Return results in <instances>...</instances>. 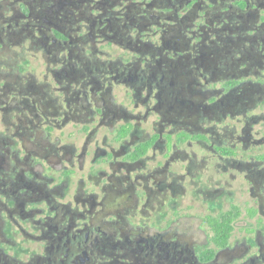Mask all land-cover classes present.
I'll list each match as a JSON object with an SVG mask.
<instances>
[{"label": "flooded vegetation", "instance_id": "af4514ba", "mask_svg": "<svg viewBox=\"0 0 264 264\" xmlns=\"http://www.w3.org/2000/svg\"><path fill=\"white\" fill-rule=\"evenodd\" d=\"M225 1L0 0V264H264V2Z\"/></svg>", "mask_w": 264, "mask_h": 264}, {"label": "rangeland", "instance_id": "374dc122", "mask_svg": "<svg viewBox=\"0 0 264 264\" xmlns=\"http://www.w3.org/2000/svg\"><path fill=\"white\" fill-rule=\"evenodd\" d=\"M232 0H227L225 1V3H228ZM257 2V0H255ZM262 2H264V0H261ZM207 4H210V2H207ZM218 5V4H217ZM253 14L250 15V16H246L244 17L242 20L240 21H237V23L239 24H245L247 26H255V25H259V24H262L263 21V18H264V11H261V18L258 19V16L256 14V12L252 11ZM236 20H234L233 22H235ZM264 27V25H263ZM176 29L175 31L173 30L172 31V34L179 37V39H177L179 42H182V36H184V26H178L177 28H174ZM263 34L259 36V39H263L264 38V30L262 31ZM30 38V37H29ZM256 39H254V37H248V52L250 53L249 55H258L259 54V51H258V48L256 46V42L253 43V41H255ZM28 41H30L28 39ZM185 41H186V37H185ZM5 42L8 44V39L5 40ZM261 43H263L264 41L261 40L260 41ZM111 48V47H110ZM109 48V49H110ZM15 50L20 51L19 47H14ZM115 49L117 52H122V51H119L118 49H116V47L114 46V48H111V50ZM28 54V57H26V60L30 62V64H25V63H22V61L20 60V63L18 64L20 70H21V75H27L29 76V73L37 76L35 77L36 78V82H35V85H37L38 87H42L43 90H48L47 87H43V85L45 83L44 79H43V71L45 69L44 67V59L42 57H40V62L42 64V68H38L37 65L38 63L32 61V58L30 57V53H27ZM253 60H249L250 63H252ZM34 68H37V70L34 72ZM166 70H172L174 69L172 66H168L165 68ZM18 71V70H17ZM56 96H59L58 94H56ZM41 130H40V133L44 134V130L46 129L45 126H41L40 127ZM81 126L79 128L75 127L72 123L68 124L66 127H63V128H49V131L51 132V140L54 141L56 138V136H61V141H62V144H65V143H68V142H76L77 146L80 147L82 145V142H81V138L80 136H75L77 135L79 132H81ZM5 130V125L4 123L2 122L1 120V115H0V133L3 132ZM108 132L107 129L104 128V130L102 131V134ZM75 136V137H74ZM4 142H6L7 144L9 145H13L14 141L11 139V138H7V139H3ZM0 142V144H2V141ZM24 145H27L29 146L30 144L27 143L26 141L23 142ZM21 148V145L19 147H16L15 149H20ZM9 150H13V148L9 147L8 148ZM2 150V149H1Z\"/></svg>", "mask_w": 264, "mask_h": 264}, {"label": "trees", "instance_id": "16d2710c", "mask_svg": "<svg viewBox=\"0 0 264 264\" xmlns=\"http://www.w3.org/2000/svg\"><path fill=\"white\" fill-rule=\"evenodd\" d=\"M211 224H212V226L215 228V226L217 225H220L221 227H223L224 226V223H219V222H217V223H215V222H211ZM216 224V225H215ZM232 229V228H231Z\"/></svg>", "mask_w": 264, "mask_h": 264}]
</instances>
